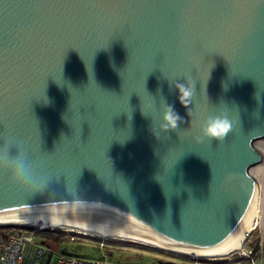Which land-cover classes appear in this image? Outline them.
<instances>
[{"label":"water","instance_id":"water-1","mask_svg":"<svg viewBox=\"0 0 264 264\" xmlns=\"http://www.w3.org/2000/svg\"><path fill=\"white\" fill-rule=\"evenodd\" d=\"M221 111L233 131L199 140ZM262 137L264 0H0V214L227 246Z\"/></svg>","mask_w":264,"mask_h":264},{"label":"built area","instance_id":"built-area-1","mask_svg":"<svg viewBox=\"0 0 264 264\" xmlns=\"http://www.w3.org/2000/svg\"><path fill=\"white\" fill-rule=\"evenodd\" d=\"M20 228V225L0 224V264H130L112 261L104 255L87 257L67 252L36 239L33 226L27 230ZM73 239L71 236L70 240ZM99 246L104 247L103 241ZM211 260L203 264H264V217L247 235L241 249Z\"/></svg>","mask_w":264,"mask_h":264},{"label":"bare ground","instance_id":"bare-ground-1","mask_svg":"<svg viewBox=\"0 0 264 264\" xmlns=\"http://www.w3.org/2000/svg\"><path fill=\"white\" fill-rule=\"evenodd\" d=\"M255 142V148L261 154V160L250 168V172L255 176L257 180L256 198L253 215L246 228L244 229L243 233L239 236V238L235 242L227 246L214 248H188L172 246L162 242L161 240L121 233L84 223H78L50 217L32 216L33 211H31L30 215H18L15 214L16 209H14L13 214H0V224L36 226L38 228L44 229L59 228L67 231L91 234L101 238L133 240L160 249L191 255L194 257H203L208 259L222 258L241 249L244 245L247 235L255 228L256 224L259 222V219L262 220V217H264V139L260 138V140Z\"/></svg>","mask_w":264,"mask_h":264},{"label":"rangeland","instance_id":"rangeland-1","mask_svg":"<svg viewBox=\"0 0 264 264\" xmlns=\"http://www.w3.org/2000/svg\"><path fill=\"white\" fill-rule=\"evenodd\" d=\"M264 139V138H261ZM260 139H257L258 141ZM254 142V146H255ZM23 226V225H22ZM27 225H24L21 230H27ZM35 231V237L38 240H45L49 242V244L54 247V244H58V248L66 249L71 253H75L77 255H83L87 257H98L100 255H104L111 259L112 261L122 262V263H132V262H151L155 260V257L159 256H172L174 258L180 257L177 254H169L166 251H158L157 249L150 248L148 244L140 245V244H132L130 243L133 240L128 239H109L106 238L105 247L99 246V241L97 239L98 236H94L91 234L83 235L84 233L75 232V231H67L59 228H38L33 226ZM81 233V234H79ZM73 236L74 239L70 240V237ZM57 237V240H55ZM101 238V237H99ZM137 242V241H133ZM54 243V244H53ZM140 243V242H137ZM143 244V243H141ZM151 246V245H149ZM164 250V249H163ZM188 259L199 262V260L189 255ZM183 258V257H182ZM206 263V262H202Z\"/></svg>","mask_w":264,"mask_h":264},{"label":"clouds","instance_id":"clouds-1","mask_svg":"<svg viewBox=\"0 0 264 264\" xmlns=\"http://www.w3.org/2000/svg\"><path fill=\"white\" fill-rule=\"evenodd\" d=\"M174 87L178 92L177 99L190 113L191 110L188 109V105L195 93V82L189 77L188 83L177 81L174 83ZM162 119L163 123H161L160 128L163 131L176 130L179 123L183 122V118L171 104L165 107ZM200 131L202 136L198 137L199 140L207 138L209 141L222 142L233 131V121L229 119L226 112L221 111L218 115H209L201 125Z\"/></svg>","mask_w":264,"mask_h":264},{"label":"crops","instance_id":"crops-1","mask_svg":"<svg viewBox=\"0 0 264 264\" xmlns=\"http://www.w3.org/2000/svg\"><path fill=\"white\" fill-rule=\"evenodd\" d=\"M130 264H203L202 262L193 261L185 257L174 258L172 256H157L154 261L151 262H132Z\"/></svg>","mask_w":264,"mask_h":264},{"label":"trees","instance_id":"trees-1","mask_svg":"<svg viewBox=\"0 0 264 264\" xmlns=\"http://www.w3.org/2000/svg\"><path fill=\"white\" fill-rule=\"evenodd\" d=\"M23 227V226H22ZM26 227H28L29 228V226H26ZM79 234H81V233H79ZM83 235H86V234H83ZM97 239H98V241L100 242V241H103V243H104V247H105V244H106V242H105V240H106V238H99V237H97ZM55 240H57V237H55ZM45 241V240H44ZM107 241V240H106ZM46 243H48L49 244V242H47V241H45ZM130 243H132V244H140V245H145V244H141V243H137V242H133V241H131ZM54 244V243H53ZM50 245V244H49ZM57 246H59L58 244H54V247L55 248H58ZM145 246H148V247H150V248H153V249H157L158 251H161V252H163V251H166V252H168L169 254H177V256H181V257H185V258H189L190 256L189 255H186V254H181V253H177V252H172V251H168V250H163V249H160V248H157V247H154V246H149V245H145ZM59 249H61V250H65V251H67L66 249H62V248H59ZM67 252H70V251H67ZM101 256V255H100ZM198 260H199V262H206V263H209L210 261H213V260H211V259H208V258H203V257H196Z\"/></svg>","mask_w":264,"mask_h":264}]
</instances>
